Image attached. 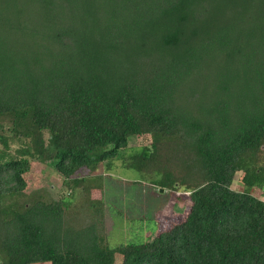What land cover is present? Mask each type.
I'll return each mask as SVG.
<instances>
[{
    "label": "trees",
    "instance_id": "1",
    "mask_svg": "<svg viewBox=\"0 0 264 264\" xmlns=\"http://www.w3.org/2000/svg\"><path fill=\"white\" fill-rule=\"evenodd\" d=\"M142 135L151 145L128 153ZM32 162L70 195L27 193ZM117 162L186 197V219L109 247ZM254 189L264 0H0V264H264Z\"/></svg>",
    "mask_w": 264,
    "mask_h": 264
},
{
    "label": "rangeland",
    "instance_id": "2",
    "mask_svg": "<svg viewBox=\"0 0 264 264\" xmlns=\"http://www.w3.org/2000/svg\"><path fill=\"white\" fill-rule=\"evenodd\" d=\"M151 143L149 135L133 137L127 152L132 153ZM121 164L115 163L114 169L105 174L103 182L109 247L148 242L186 219L190 211V201L186 197L177 200L169 191L160 193L159 189L155 190L156 187L153 190L148 177ZM27 181V193L45 189L55 198L70 195L64 178L50 164L32 162ZM233 188L243 189L241 173L236 175ZM251 193L264 200V191L254 189ZM92 195L99 198L98 192L93 191ZM81 197V193H78L74 201L78 202ZM120 262L121 256L117 255L116 264Z\"/></svg>",
    "mask_w": 264,
    "mask_h": 264
},
{
    "label": "water",
    "instance_id": "3",
    "mask_svg": "<svg viewBox=\"0 0 264 264\" xmlns=\"http://www.w3.org/2000/svg\"><path fill=\"white\" fill-rule=\"evenodd\" d=\"M159 192H160V193H163V192H164V189H159Z\"/></svg>",
    "mask_w": 264,
    "mask_h": 264
},
{
    "label": "crops",
    "instance_id": "4",
    "mask_svg": "<svg viewBox=\"0 0 264 264\" xmlns=\"http://www.w3.org/2000/svg\"><path fill=\"white\" fill-rule=\"evenodd\" d=\"M105 199V198H104Z\"/></svg>",
    "mask_w": 264,
    "mask_h": 264
}]
</instances>
